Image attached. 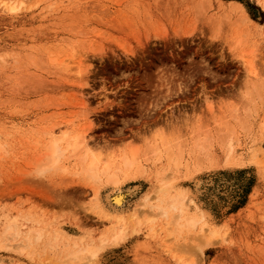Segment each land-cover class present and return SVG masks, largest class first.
Returning <instances> with one entry per match:
<instances>
[{
    "label": "rangeland",
    "instance_id": "obj_1",
    "mask_svg": "<svg viewBox=\"0 0 264 264\" xmlns=\"http://www.w3.org/2000/svg\"><path fill=\"white\" fill-rule=\"evenodd\" d=\"M67 124L90 150L54 160ZM125 154L117 185L89 171ZM0 243V264H264V0H0Z\"/></svg>",
    "mask_w": 264,
    "mask_h": 264
},
{
    "label": "bare ground",
    "instance_id": "obj_2",
    "mask_svg": "<svg viewBox=\"0 0 264 264\" xmlns=\"http://www.w3.org/2000/svg\"><path fill=\"white\" fill-rule=\"evenodd\" d=\"M3 2H5V1H3ZM236 5H238L239 7H243L240 3H236ZM233 41L235 42V45L234 46H236V47H239V49H240V46L242 47V46H244V44L242 43L243 41H242V37L240 36H238V38H237V40L235 41V38L233 39ZM243 44V45H242ZM74 54V53H73ZM73 56H75V55H72V57ZM71 58V57H70ZM74 58V60H75V57H73ZM81 56L79 57V61H76L75 60V63H76V65L74 66V63L72 64L71 63V61H73V59L72 60H70L69 59V61H68V63L66 62L65 63V61L63 60L62 62L63 63H65V66H63V70L64 71H66V75H68L69 73H73V70L75 71V73L77 74V75H81V73H82V70H81ZM56 63V62H55ZM61 62H59V64H60ZM64 65V64H63ZM71 75V74H70ZM69 75V76H70ZM72 125L70 124V125H66V127L64 128V127H58V129H56L55 128V126L54 127H51V129L48 131V130H46V132L47 133H49V134H51V136L53 137L52 139H51V152H50V155H51V157L54 159V160H57V159H59V158H61V156L64 154L65 155V153L68 151V152H72L73 154L75 153V155H77V154H79L80 152H81V150H83L84 149V151L85 152H88L89 150H90V140H89V138H87L86 137V134H81V133H79V134H75V135H71V129L70 128H72L71 127ZM57 127V126H56ZM73 130V129H72ZM73 132V131H72ZM50 136V135H49ZM51 136L49 137V138H51ZM47 138V137H46ZM45 138V139H46ZM47 140V139H46ZM49 142V141H48ZM167 142V141H166ZM167 147V149H169V154H170V157H171V160H169L170 158H167L168 159V161H172V159H174V161L175 162H177L178 160H180L179 158H180V154H178L177 155V151H174V150H172V148L171 147H169V144L168 145H166ZM49 147V146H48ZM70 152V153H71ZM129 152H131V151H129ZM133 155H135V153L134 152H131ZM63 155V156H64ZM126 155L127 154H125L124 155V157H125V161H123V164H121V162L120 161H112V159H108L105 163H104V165L102 166V168L100 167V159L97 157V156H95V157H93L92 159H91V162H90V165H89V171L91 172V174H93V175H95L96 176V178H100V175H104V174H108V173H111L109 176L110 177H108L109 178V181H111V183L112 184H115V185H117L118 184V182H119V176H118V173H119V171L126 165V166H130V165H128V164H130L131 162H133L132 161V159L131 160H129L127 157H126ZM74 156V155H73ZM179 156V157H178ZM136 157V156H135ZM122 158H123V156H122ZM130 158H131V156H130ZM49 159V158H48ZM124 159V158H123ZM54 160H52V161H54ZM115 162H117V163H115ZM179 162V161H178ZM52 163H55V162H52ZM125 166V167H126ZM113 167H114V172L112 173L111 172V170L113 169ZM115 168L117 169V170H115ZM125 170V169H124ZM99 176V177H98ZM171 182V180L170 179H168V178H161V180L159 181V183H158V185H157V187L156 188H154V191H155V189H156V191L157 192H160L161 194H162V192H165L164 190H168L169 189V185H171V184H173L174 182L172 181V183H170ZM171 187V186H170ZM158 188V189H157ZM168 188V189H167ZM114 189V188H113ZM113 189H112V192H113ZM119 190H120V188H119ZM132 190V188H130V191ZM133 190H135V189H133ZM129 191V190H128ZM129 191V192H130ZM153 191V190H152ZM157 192H155V193H157ZM109 195V194H108ZM165 195V196H164ZM164 195L163 196H158V197H160L159 199H161V201L163 202L164 201V198L166 197V195H168V194H166V193H164ZM170 196V195H169ZM171 197V196H170ZM170 197H168L170 200V202H169V205H170V207L172 206L173 208V210L174 209H179L180 211H181V214H185L186 213V209H187V205H186V202H185V198H184V195L182 194V192L180 191L179 193H177L176 195H174V196H172L171 198ZM108 198V197H107ZM124 195H123V192L120 190V191H118V193H114L113 195H111L110 196V203H112V205L115 207V208H120L121 206L123 207V203H124ZM108 200V199H107ZM165 201H166V199H165ZM164 203V202H163ZM168 203V202H167ZM171 203V204H170ZM165 204V203H164ZM166 205V204H165ZM167 206V205H166ZM159 207L160 208H162L163 210V212L164 213H168V211H169V209L167 210L165 207H164V205L163 204H161V205H159ZM168 208V207H167ZM181 214H179V215H181ZM185 216V215H184ZM187 217L186 218H183V219H185V221L186 222H184V224H182L183 226L182 227H188V229H191L192 227H196L195 225H196V223L198 222V218L195 216V215H186ZM121 219H122V217H121ZM178 219V218H177ZM124 219H122L121 221H123ZM179 220H181V219H179ZM120 221V220H119ZM176 222V221H175ZM178 222V221H177ZM120 223V222H119ZM174 223V222H173ZM179 225V224H178ZM181 227V229H183ZM179 229H180V226H179ZM180 229V230H181ZM123 230V229H122ZM121 230V231H122ZM10 232H12L10 229H7V232H5L6 234H8L9 235V233ZM124 232V231H123ZM123 232H121V233H123ZM119 233V232H118ZM116 234V233H115ZM125 234V233H124ZM123 234V235H124ZM117 235V234H116ZM122 234H118V236H116L115 237V240H119L120 238H122V236H121ZM6 235L4 234V238L3 239H5L6 237H5ZM10 236V235H9ZM215 236H217V232L216 231H213L212 233H211V235L210 236H208L207 238H206V240H207V242L208 243H210L211 241H212V239H214V237ZM8 238V237H7ZM5 241V240H4ZM4 241H2V242H4ZM8 243V242H7ZM7 243H0V244H2V246L4 245H7ZM18 243H20V242H18ZM86 243V242H85ZM91 243V242H90ZM88 244V243H87ZM13 246V245H12ZM94 247H96L97 248V246L96 245H93ZM14 247V246H13ZM94 247H92V245L90 246V245H86V247H84L83 248V250L82 249H79V250H76V251H74V253H72L73 252V250H72V252H71V254L72 255H75L74 257H76V259H77V257H79V258H81V251H83L82 253H83V256L85 255L86 257H87V255H88V253H93V255H91V256H94V254L97 252V250H95V248ZM85 253H87V255L85 254ZM70 255V253L68 254V256ZM90 255H88L89 257H90ZM84 256V257H85ZM70 257V256H69ZM72 257H70V259H71ZM91 258V257H90ZM89 258V259H90ZM75 258H72L71 260H74ZM74 260V261H77V260ZM84 259V258H83ZM82 259V260H83ZM86 260H88V258L86 259ZM80 261H81V259H80ZM79 261V262H80ZM82 263H83V261H82Z\"/></svg>",
    "mask_w": 264,
    "mask_h": 264
}]
</instances>
